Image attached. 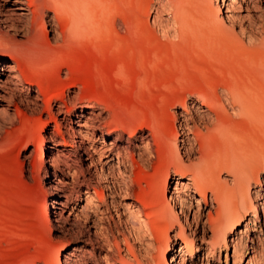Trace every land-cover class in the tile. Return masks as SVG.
Instances as JSON below:
<instances>
[{"label": "bare ground", "instance_id": "obj_1", "mask_svg": "<svg viewBox=\"0 0 264 264\" xmlns=\"http://www.w3.org/2000/svg\"><path fill=\"white\" fill-rule=\"evenodd\" d=\"M99 1L15 0L17 17L21 20L20 26H7L10 15L5 14L0 3V24L4 25V30L0 33V54L7 53L11 58L9 63L0 66V71L7 72L5 81L1 79L4 75L0 73V90L3 88L1 85H7L9 82L23 80L29 83L33 79L38 81L35 83L40 88V93L36 98L29 99L27 105L32 108L33 114H39L38 118H33V121L36 119L40 122L38 138L34 143V148L40 151L39 159L43 163L47 160L44 142L48 136L52 145L48 147V158L56 166L52 177L58 178L60 170L71 177H78L77 169L66 161L62 155L63 151L54 149L61 144L66 148L69 146L67 132L62 129L57 116H67L73 108L79 109L77 128L72 131L74 143L79 145V148H84L86 143H92L89 148L92 153L90 167H95L97 161L102 163L101 158L96 160L93 155L102 157L103 153L108 154L105 157L106 169L103 168L102 171L105 173L98 176V187L88 185L85 192L86 204H93L94 195L102 204H108L104 193L108 190L112 198L118 196L127 201L123 202L124 209L142 234L141 238H138L133 227L131 231L136 239H151L150 225L156 230L165 231L163 241L167 254L160 264H199L200 255L203 257L201 264H209L211 258L216 256L215 246L225 249L226 252L233 248L234 264L242 263V258L251 250L246 264L252 263L259 254L256 241L259 242L264 234V223L260 225L258 222L262 216L264 220V189H261L262 183L257 178L256 184L259 188L253 190L252 196L249 176L234 171L238 168L236 157L242 151L244 132L251 125V120L248 119L251 114L250 106L253 104L259 110H264V95H260L263 89L249 101L236 89L223 87L211 80L210 85L221 89L222 95L218 93L217 97H200L194 107L201 115L203 125H197L194 121L193 129L190 127L192 119L188 117V99L182 101L184 111L181 112L180 118L176 117V121L193 133L196 142H200L201 151L190 145V136L184 131L181 133L175 128V135H170V129L167 130L161 123H158V126L144 123L146 117L139 109L125 110L97 96H85V85L80 83V77L76 73L79 63L77 55L87 52L94 35H100L93 24L98 10L106 14L111 10L110 0L103 4ZM166 1L134 0V5L139 8L143 4L145 8L153 10L156 27H161V14L165 10L172 11L174 22L178 26V30L174 32L176 34L173 33L176 36H172L177 37L179 41L191 38L193 44H201L203 50L211 51L215 57H221L231 51L238 53L249 49L264 54V26L257 27L249 14L243 15L241 10H235L239 9L235 8L238 5L237 0H222L223 8L216 7L218 0ZM261 1L264 3V0ZM128 15H125L126 19L130 18ZM136 18L134 20H137V24L139 18ZM105 20L108 28L109 23L113 27L119 24L113 13L106 15ZM40 27L42 37L38 34ZM111 30L101 33L104 41L118 34L117 31L114 33ZM162 30L167 41L174 44L169 28ZM130 31V35L134 33L133 30ZM51 34L53 42L49 39ZM254 34L260 35L261 39L256 41ZM20 36H23V39H18ZM21 67L24 71H21L22 75L19 76ZM62 74H65V77ZM51 75L57 79V83L46 86L43 77ZM36 84L28 86V90L32 91ZM67 88H75L78 91L70 98L66 95ZM40 96L44 97L43 100ZM2 98L4 96L0 92V99ZM86 100L88 106L84 103ZM40 101L43 102V109L48 116L46 120L40 115L44 113ZM229 105L234 116L228 108ZM3 111L0 109V113ZM104 114L108 115L107 118H103ZM258 125H255L254 132L259 130ZM91 127L94 132L101 133L99 141L91 137L95 134L89 133ZM172 127H176L175 124ZM106 129L110 131L107 132ZM146 130L149 132L147 135L144 133ZM112 134H116L117 138H122L124 134H129L131 138L139 137L143 144L139 158L119 150L117 162H112V155L118 147L113 143L109 146L105 143L106 138ZM208 137L216 141L208 144L204 141ZM32 141L28 140L24 144L21 154L28 151ZM178 141L189 146L182 148ZM182 149L186 155H182ZM59 187L55 188L61 192L67 188L65 184ZM60 197L56 195L53 204L62 206L58 209L62 215L69 207V201L66 199V202H63ZM186 197L191 202L188 203ZM114 202L112 199L111 203ZM45 214L50 219L51 211L48 208ZM208 228L211 229L210 236L207 235ZM251 228L255 235L253 239L246 236ZM170 232L171 235L173 233L172 237ZM198 239L202 243L199 254L196 246ZM172 243L178 245L176 250H172ZM53 245H50L45 264H68L66 257L64 261L61 260L59 251L52 247ZM218 257L220 261V252ZM127 260L121 258L120 264H132Z\"/></svg>", "mask_w": 264, "mask_h": 264}, {"label": "rangeland", "instance_id": "obj_2", "mask_svg": "<svg viewBox=\"0 0 264 264\" xmlns=\"http://www.w3.org/2000/svg\"><path fill=\"white\" fill-rule=\"evenodd\" d=\"M105 1L99 2L103 4ZM110 1L111 10L107 11V14L98 10L93 20L101 38L94 35L88 51L77 55L79 63L76 70L78 75H76L80 77V83L85 85H83L85 96H97L125 110L139 109L146 117L144 123L155 126L161 123L167 130L170 129L168 131L170 135H175L176 130L181 133L184 131L190 136L192 143L190 145L195 150L201 151L200 142H196L193 133L176 121V117L180 118L181 112L184 111L181 106L182 101L188 99V117L192 119L190 127L193 129L194 121L197 125H203L200 120L201 115L194 107L200 97L203 95L217 97L218 93H222L221 89L210 85L211 80L223 87L236 89L249 101L259 95L262 89L260 95H264L263 53L249 49L238 53L231 51L221 57H215L211 51L203 50L201 44H193L191 38L179 41L177 37H173L176 36L173 33L178 30V26L174 22L172 11L165 10L161 14V27H156L153 21L155 12L149 10L148 5L147 8L143 4L141 8H135L134 0ZM237 2L235 8L239 9L235 10H241L243 15L249 14L257 27L264 26V3L261 0H253V2L237 0ZM0 3L5 14L10 15L7 26H20L21 20L17 17L15 0H0ZM215 5L223 8L222 0H218ZM109 13L116 16L118 26L113 27L109 23L108 28L105 18ZM126 14H129L130 18L126 19ZM135 17L139 18V24H136ZM3 27L4 25L0 24V33L4 30ZM107 29L117 31L118 34L104 41L101 33L104 31V34ZM162 29L171 31L170 36L174 44L167 41ZM130 30L134 31L132 36ZM38 32L42 37L41 27ZM254 36L256 41L261 39L260 35L254 34ZM18 39H23V36ZM49 39L53 42V34ZM9 59H11L9 54H0V66L9 63L11 61ZM21 71H24L23 67L18 71L19 76L22 75ZM0 73L4 75L1 79L5 81L7 72L0 71ZM62 76L65 77V74ZM44 77L46 86L56 85L57 79L53 75ZM36 81L33 79L25 83L21 80L17 81V84L9 82L7 85H1L4 89L0 90L4 96L0 99V109L4 110L0 113L2 114V118L0 116V264H45V257L51 244H54L52 247L59 251L62 261L67 258L68 264H120L121 258L128 259L127 261H131L132 264H160L167 254L163 241L165 231L161 232L150 225L151 239H136L131 231L133 227L138 238H141L142 234L124 209L123 202L127 201L118 196L112 198L108 190L104 192L108 204H102L95 195L93 204H86L85 192L88 190V185L98 187V176L105 173L102 171L103 168L106 169L105 157L108 154L103 153L102 157L93 155L96 160L101 158L102 163L97 161L95 167H90L92 153L89 148L92 143L90 145L86 143L84 148H79V145L74 143L72 131L77 128L79 109L73 108L67 116H57L62 129L67 132L69 146L66 148L61 144L54 149L63 151L62 155L66 161L77 169L78 177H71L63 170L59 171L58 178L52 177L56 166L48 158V147L52 146L48 136L44 142L47 160L43 163L39 159L40 151L34 148V143L38 138L37 130L40 122L36 119L33 121V118H38L39 114H33L32 108L27 105L29 99L36 98L40 93ZM32 84L36 85L32 91H29ZM77 91L78 89L75 88L70 90L67 88L66 95L72 98ZM40 98L43 100L44 97L40 96ZM39 103L44 112L40 115L46 120L48 116L43 109V102ZM84 103L86 106L89 105L87 100ZM230 107L229 105L228 108L234 116ZM250 109L251 114L248 119L251 120V125L244 132L242 151L236 157L238 168L241 169L237 168L238 170L234 172L249 176L250 191L254 196L253 190L259 188L256 184L257 178L262 183L261 189H264V110H259L253 104ZM107 116L104 114L103 118ZM65 117L67 118L64 121ZM174 124L176 127H172ZM256 124H259L260 128L254 132ZM50 129L52 131L53 124ZM88 131L90 134L95 133L91 137L99 141L101 136L99 131L94 132L92 127ZM106 131L109 132L110 129ZM144 133L147 135L149 132L146 130ZM117 137L116 134H112L105 141L108 146L113 143L118 147L112 155V160L110 159L112 162H117L119 150L139 158L143 150L139 137L131 138L129 134H124L122 138ZM173 138L175 140V137ZM28 140H33L32 144L28 151L21 154ZM204 141L211 144L216 140L208 137ZM179 144L182 148L189 146L185 143L179 142ZM181 153L186 155L184 149ZM63 184L67 186L64 192L55 188L56 186L60 188L59 186ZM92 194H94L93 190ZM56 195L61 196L60 200L63 202H66V199L69 201V207L62 215L59 211L62 206L53 204ZM112 199L115 200L114 203H111ZM186 199L188 203L191 202L189 198ZM47 208L51 211L50 219L45 216ZM258 222L263 225V216ZM210 233L211 229L208 228L207 235L210 236ZM246 236L253 239L254 230L252 228L248 230ZM247 241L250 244L249 240ZM256 243L259 254L250 264H264V234ZM196 246L199 254V248L202 246L199 239ZM171 248L176 250L178 245L172 243ZM219 248V246L214 247L217 253L209 264H234L233 248H229L228 252ZM219 252L220 261H218ZM249 255L251 250L242 258L240 264H246ZM200 258L199 264L202 263V255Z\"/></svg>", "mask_w": 264, "mask_h": 264}]
</instances>
